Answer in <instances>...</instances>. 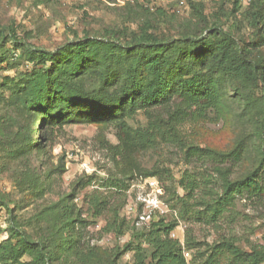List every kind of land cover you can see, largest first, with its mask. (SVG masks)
Returning a JSON list of instances; mask_svg holds the SVG:
<instances>
[{
	"label": "rangeland",
	"instance_id": "obj_1",
	"mask_svg": "<svg viewBox=\"0 0 264 264\" xmlns=\"http://www.w3.org/2000/svg\"><path fill=\"white\" fill-rule=\"evenodd\" d=\"M233 1L0 0V26L11 25L26 42L55 50L75 37H104L112 27L134 30L144 18L149 19L157 35L177 38L199 30L203 25L198 14L201 8L206 23H219L229 30L237 47L258 64V72H264V21L256 26L251 23L261 0H238L232 12ZM261 4L264 7V2ZM170 52L165 50L163 55ZM137 55L146 59L149 52L143 50ZM200 66L195 62L192 68L198 70ZM30 69L32 66L21 58L7 61L4 69L0 68V80H18ZM210 86L216 94L212 106L201 116L174 125L184 139L199 146L227 148L243 140L242 156L232 175L238 176L258 161L254 140L248 136L249 124L241 114L242 101L219 74ZM84 107L103 109L100 105ZM65 118L55 124L34 118L30 122L34 143L39 131L43 136V144L34 147L30 157L31 170L39 177L35 186L29 185L23 168L0 170V190L13 220L30 235L36 237L45 226L38 213L63 199L86 221L80 241L94 262L110 260L127 245L117 264H132L137 247L149 251L145 237L152 229L151 222L160 218L174 223L169 235L189 252L184 256L187 264H240L225 247L212 252L214 245L227 241L244 251L264 245V192L260 196H235L224 204L219 201L216 209L220 211L202 203L220 190L210 162L203 158L187 161L174 146L162 143L141 111L122 118L135 143L133 151L122 150L119 145L118 115L111 122H93L80 112ZM148 170L156 171V175L144 176ZM190 182L195 189L188 199L182 183ZM143 212L150 217L137 224ZM10 216L3 207L0 209V240L7 236ZM188 239L191 244L186 246ZM29 260L27 255L21 258L24 264Z\"/></svg>",
	"mask_w": 264,
	"mask_h": 264
},
{
	"label": "trees",
	"instance_id": "obj_2",
	"mask_svg": "<svg viewBox=\"0 0 264 264\" xmlns=\"http://www.w3.org/2000/svg\"><path fill=\"white\" fill-rule=\"evenodd\" d=\"M263 2L252 15L254 26L264 21ZM237 4L238 0L233 1L232 12ZM198 14L203 22L199 30L177 38L157 35L144 18L134 30L112 27L104 37H75L55 50L26 42L11 25L0 26V68L19 58L32 66L18 80H0V170L23 168L29 185L37 184L39 177L31 170L30 157L34 147L43 144V136L39 131L34 143L33 118L55 124L74 112L93 122H111L118 115L119 145L133 151L135 143L122 118L141 111L162 143L174 146L187 161L203 158L210 162L220 194L217 190L202 203L220 211L216 209L219 201L224 204L235 196H260L264 192V72H258V64L237 47L229 30L219 23L207 24L201 8ZM143 50L149 52L146 59L137 55ZM165 50L171 51L168 56L163 55ZM195 62L200 63V69L192 68ZM216 74L229 81L233 94L242 101L241 114L249 124L248 136L254 140L258 155L256 166L238 176L232 175L242 156L243 140L227 148L199 146L184 139L174 125L201 116L212 106L216 94L210 81ZM85 104L103 109H85ZM143 175L153 176L156 171ZM182 186L188 192L186 197H193L195 184ZM62 200L38 213L45 226L34 237L14 222L0 190V209L11 215L7 236L0 240V264H24L21 258L26 255L30 260L25 264H117L128 246L116 251L110 260L94 262L80 241L85 219ZM173 224L162 218L152 221L145 237L150 249L145 252L137 247L132 264H187L181 244L169 235ZM190 244L188 239L186 246ZM221 247L240 264L264 263V245L244 251L227 241L214 245L212 252L221 251Z\"/></svg>",
	"mask_w": 264,
	"mask_h": 264
},
{
	"label": "built area",
	"instance_id": "obj_3",
	"mask_svg": "<svg viewBox=\"0 0 264 264\" xmlns=\"http://www.w3.org/2000/svg\"><path fill=\"white\" fill-rule=\"evenodd\" d=\"M183 3V0H180V4ZM150 184H154V181H151ZM150 217V214L149 213H145L143 212L142 214L138 215V218H137V224H139L142 220H147L148 218ZM183 255L186 257L189 255V252L188 251H183Z\"/></svg>",
	"mask_w": 264,
	"mask_h": 264
}]
</instances>
